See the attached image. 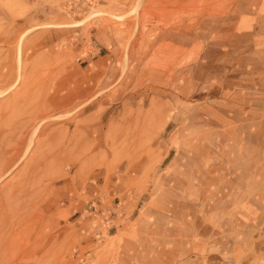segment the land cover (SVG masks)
Instances as JSON below:
<instances>
[{
    "label": "rangeland",
    "instance_id": "374dc122",
    "mask_svg": "<svg viewBox=\"0 0 264 264\" xmlns=\"http://www.w3.org/2000/svg\"><path fill=\"white\" fill-rule=\"evenodd\" d=\"M0 264H264V0H0Z\"/></svg>",
    "mask_w": 264,
    "mask_h": 264
},
{
    "label": "crops",
    "instance_id": "0c3cea01",
    "mask_svg": "<svg viewBox=\"0 0 264 264\" xmlns=\"http://www.w3.org/2000/svg\"><path fill=\"white\" fill-rule=\"evenodd\" d=\"M233 116H232V120L234 121V120H236V121H240V120H242V118H239V116H240V114L238 113V114H235V113H233L232 114ZM235 115V116H234ZM235 117V118H234ZM237 117V118H236ZM234 127H235V125H233ZM222 131H226V130H228V129H221ZM218 142H220V140L218 139ZM207 147H211V146H209V145H207V144H205ZM200 147H204V146H200ZM200 147H198V149L197 148H195V150L197 149L198 151V154H200V151H202L201 150V148ZM206 149V148H205ZM211 149V148H210ZM206 151V150H205ZM195 164V163H194ZM195 167L197 168L198 167V165L196 164L195 165ZM218 168H219V166H218ZM220 176V175H219Z\"/></svg>",
    "mask_w": 264,
    "mask_h": 264
},
{
    "label": "bare ground",
    "instance_id": "6f19581e",
    "mask_svg": "<svg viewBox=\"0 0 264 264\" xmlns=\"http://www.w3.org/2000/svg\"><path fill=\"white\" fill-rule=\"evenodd\" d=\"M162 1V0H161ZM166 2H168V1H166ZM151 4V3H150ZM152 5V4H151ZM163 5V4H162ZM116 18H119V19H121V17H116ZM23 36V35H22ZM132 77V76H131ZM130 78V77H129ZM198 78V77H197ZM182 86V85H181ZM177 87V86H176ZM178 88V87H177ZM7 92V91H6ZM160 94V93H159ZM162 94V93H161ZM177 96V95H176ZM174 98H176L175 96H174ZM246 100V99H245ZM247 106V105H246ZM249 109V108H248ZM247 111V110H246ZM223 112V111H222ZM235 116V115H234ZM235 118V117H234ZM221 122V121H220ZM228 124V123H227ZM200 145V144H199ZM201 148V147H200ZM202 149H204V148H202ZM204 150H207V149H204ZM200 162V161H199ZM198 162V163H199ZM204 167H205V165H204Z\"/></svg>",
    "mask_w": 264,
    "mask_h": 264
}]
</instances>
